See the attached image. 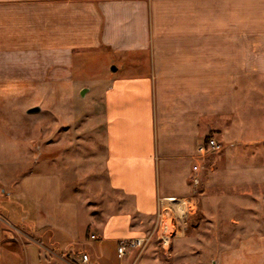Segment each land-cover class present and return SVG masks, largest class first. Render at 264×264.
<instances>
[{"label":"crops","instance_id":"1","mask_svg":"<svg viewBox=\"0 0 264 264\" xmlns=\"http://www.w3.org/2000/svg\"><path fill=\"white\" fill-rule=\"evenodd\" d=\"M93 54L111 65L87 89L89 157L116 209L84 210L61 160L22 173L6 199L23 214L2 217L31 235L3 264H264V0H0V86L73 79ZM211 134L221 147L200 155ZM170 196L194 202L187 228L118 257Z\"/></svg>","mask_w":264,"mask_h":264},{"label":"rangeland","instance_id":"2","mask_svg":"<svg viewBox=\"0 0 264 264\" xmlns=\"http://www.w3.org/2000/svg\"><path fill=\"white\" fill-rule=\"evenodd\" d=\"M83 58V62L76 65L73 79L35 78L29 80V84L20 80L16 84H12V81L11 84L3 82L0 86V254L11 252L9 256L12 259L20 260V255H15L14 252L23 249L31 235L25 228L12 225L2 217V214H5L11 222L16 223L23 214L15 203L14 194L6 199L7 192L13 188L14 182L22 173L56 170L60 168L58 164L61 160L63 168L67 170L81 168L79 188L82 189L81 206L84 210L99 213L116 209L114 203H108V190L103 189V172L96 161L89 157L93 150L89 143L95 137L93 134L96 131L95 124L94 130L89 121L96 113L93 106L97 102L95 96L97 97L99 92L94 91V88L88 91L87 89L94 82L103 79L105 72H110L108 69L111 64L95 54ZM82 88L85 90L81 94ZM31 106H38L39 109L26 112ZM255 134L257 132L252 135ZM207 137L217 140L212 134ZM76 143L79 147L75 146ZM75 156L79 159H75ZM202 168H206V164L203 163ZM199 182L200 178L197 184ZM193 210L190 208V212H187L179 209L174 213L170 211L175 227L186 229ZM156 222L155 214L150 222L146 223L147 228L139 234H150L149 241L133 250L144 253L150 251L154 256L156 250L164 252L169 248L172 239L163 247L154 236ZM2 258L0 255V264L4 263Z\"/></svg>","mask_w":264,"mask_h":264},{"label":"built area","instance_id":"3","mask_svg":"<svg viewBox=\"0 0 264 264\" xmlns=\"http://www.w3.org/2000/svg\"><path fill=\"white\" fill-rule=\"evenodd\" d=\"M221 147L220 143L213 137H207L203 142H200L196 146V150L201 155L205 154L207 151H215ZM193 171L197 172V170L201 167L200 162L196 161L192 164ZM194 183L198 182L197 175L192 177ZM168 200L172 202L170 205L160 206L156 211V227H155V237L161 244V246L165 247L170 243V240L176 235L180 234L184 228H176L175 223L172 221V211L173 213L176 211L186 210L190 212V208H194V202L189 198H177L170 196ZM192 212V211H191ZM93 236V235H92ZM150 234H144L139 236H133L130 238L120 239L115 251H117V256L122 257L129 249L137 248L143 246L150 239ZM88 258L86 253L81 254V259L86 261Z\"/></svg>","mask_w":264,"mask_h":264},{"label":"water","instance_id":"4","mask_svg":"<svg viewBox=\"0 0 264 264\" xmlns=\"http://www.w3.org/2000/svg\"><path fill=\"white\" fill-rule=\"evenodd\" d=\"M113 69V68H112ZM84 88H82L81 89V91H80V93L82 94L83 92H84ZM39 109V107L38 106H31L30 108H27L26 109V112H34V111H36V110H38Z\"/></svg>","mask_w":264,"mask_h":264}]
</instances>
